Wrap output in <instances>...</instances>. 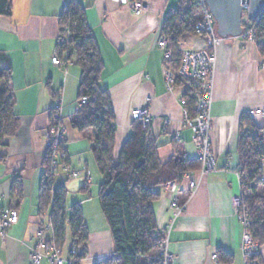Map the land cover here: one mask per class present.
Listing matches in <instances>:
<instances>
[{
	"label": "crops",
	"instance_id": "obj_1",
	"mask_svg": "<svg viewBox=\"0 0 264 264\" xmlns=\"http://www.w3.org/2000/svg\"><path fill=\"white\" fill-rule=\"evenodd\" d=\"M70 0H12L9 18L0 17V53L12 68L10 83L18 131L0 146V213L14 208L19 221L3 239L0 237V264H30L37 243L36 233L48 212L39 214V190L45 173L47 152L45 131L51 111L60 101L59 112L75 114L81 68L75 61L55 66L52 58L60 35V16ZM86 11L87 24L104 62L101 86L108 90L115 114L117 156L131 134L134 109H147L152 117L150 132L159 145V159L168 162L179 149L188 159L197 158L192 130L186 125L181 105L182 89L169 91L163 76V55L158 48L168 12L179 0H142L146 9L135 15L131 0H75ZM216 30L217 25H216ZM218 34V32H217ZM219 36V35H218ZM220 37V36H219ZM199 38L188 35L180 49H190ZM210 134L216 158L215 170L207 175L192 174L197 184L180 214L170 208L171 194L157 188L160 199L154 204L159 230H168L167 252L171 264H221L212 259L222 250L245 264L241 250L244 229L232 206L241 193L238 152L241 117L264 108V66L254 43L227 37L215 50L211 76ZM258 129L264 118L254 117ZM66 126L67 160L53 178L54 188L64 186L67 204L80 202L89 230L87 254L81 264L116 259L108 222L98 200L103 178L92 154L93 130L83 132ZM167 122V123H165ZM264 175V164H263ZM76 174V176H74ZM20 178L21 196L13 193ZM88 188V193L80 190ZM187 198V183L179 188V203ZM51 239V230L46 232ZM67 231L62 257L69 258ZM264 264V246L260 249ZM42 264H46L43 262Z\"/></svg>",
	"mask_w": 264,
	"mask_h": 264
},
{
	"label": "trees",
	"instance_id": "obj_2",
	"mask_svg": "<svg viewBox=\"0 0 264 264\" xmlns=\"http://www.w3.org/2000/svg\"><path fill=\"white\" fill-rule=\"evenodd\" d=\"M12 0H0V17L9 18ZM202 7L194 0H179V7L170 10L164 19L162 34L168 39L173 51L171 63L175 72V88L182 89L186 101L185 109L190 118L195 116L196 99L194 81L178 74L181 64V40L196 33L202 19ZM60 35L56 52L63 61H75L81 68L77 99L87 98L75 114L72 126L80 132L92 129L91 151L103 180L98 188V200L108 222L116 259H105L95 264H164L160 242L163 230L157 227L154 204L160 199L157 188L171 182H182L183 176L201 168L198 158L188 159L176 150L166 163L159 159V145L152 137L150 128L139 120L131 124V134L115 156L116 123L107 89L101 86L104 62L96 40L87 24L85 8L70 0L60 16ZM258 37L257 47L264 65V19L254 21ZM12 68L4 54L0 53V146L8 137L18 131V119L14 114L11 95ZM253 118L244 114L239 124L238 152L241 159L242 203L248 212L249 227L253 240L260 249L264 246V146L259 139ZM4 157L0 156V161ZM45 169L39 190V214L48 212L47 222L52 237L50 241L61 250L66 244L67 231L71 236V247L84 246L82 261L87 254L89 230L85 223L80 202L67 204L64 186L54 188V173L50 169V155L47 149L43 159ZM20 178L16 179L13 193L21 196ZM88 193V188L80 190ZM187 198L181 205L185 204ZM218 263L232 264L233 256L217 251ZM263 264L261 253L254 259Z\"/></svg>",
	"mask_w": 264,
	"mask_h": 264
},
{
	"label": "built area",
	"instance_id": "obj_3",
	"mask_svg": "<svg viewBox=\"0 0 264 264\" xmlns=\"http://www.w3.org/2000/svg\"><path fill=\"white\" fill-rule=\"evenodd\" d=\"M202 7V19L196 27L195 35L199 40L194 47L190 49H181V64L178 74L183 78H189L194 81L196 110L195 116L190 118L186 109V101L181 96V105L184 109V117L186 125L192 130V142L197 149V158L201 162V168L198 170L199 174L204 176L215 170L216 158L211 147V130L212 119L210 117L211 105V76L215 64V50L223 42V38L219 37L216 30V22L213 15L210 13L205 0H194ZM129 5L135 15H140L146 9V4L142 0H131ZM247 15L248 6H243ZM264 19V10L259 17ZM250 20L248 15L246 19L243 16L242 33L238 38L243 42L257 43L258 32L254 21ZM158 48L163 55V76L169 91L175 90V72L172 68L173 51L168 45V39L164 36L160 37ZM52 63L55 66H61L63 61L58 56L57 52L52 58ZM264 66V65H263ZM87 98H82L78 101L75 114L79 112ZM60 101H56L55 108L51 111L49 127L45 131L47 139V149L50 155V169L56 174L60 167L65 166L67 160V143L65 139L66 126L63 122L66 120L70 124L73 123L74 115L67 118L62 117L59 112ZM251 117L264 118V108L254 109L247 112ZM133 120H139L142 125L149 127L152 123V117L147 109H134L131 112ZM167 123V122H165ZM260 145L264 146V128L261 131ZM264 163V160H263ZM194 172L186 173L183 176L182 182H171L164 187L171 194L170 208L175 215L181 213L184 209V204L181 205L178 199L179 188L183 183H187V194L190 196L195 190L197 184L192 180ZM76 176V174H74ZM240 181L245 176L239 174ZM232 206L239 223L242 225L244 232L242 238L241 250L245 260V264H256L254 260L260 254V247L257 242L253 240L251 233L248 230L249 218L248 212L242 203V190L239 196L232 199ZM19 211L14 208L5 209L0 213V237L5 238L8 231L18 223ZM50 230V225L46 221H42L36 233L37 243L35 248L30 253V264H81L76 256L83 255L85 251L84 246L73 247L69 251V258L62 257V250L58 248L50 239L46 238L45 234ZM169 231L163 230L164 239L160 242V247L163 249L161 257L164 264H171L172 256L167 252ZM212 259L218 262L217 253L213 254Z\"/></svg>",
	"mask_w": 264,
	"mask_h": 264
},
{
	"label": "water",
	"instance_id": "obj_4",
	"mask_svg": "<svg viewBox=\"0 0 264 264\" xmlns=\"http://www.w3.org/2000/svg\"><path fill=\"white\" fill-rule=\"evenodd\" d=\"M217 25L221 38H237L242 33L244 5L249 8L247 15L256 20L264 10V0H205Z\"/></svg>",
	"mask_w": 264,
	"mask_h": 264
},
{
	"label": "rangeland",
	"instance_id": "obj_5",
	"mask_svg": "<svg viewBox=\"0 0 264 264\" xmlns=\"http://www.w3.org/2000/svg\"><path fill=\"white\" fill-rule=\"evenodd\" d=\"M243 16H244V19H246L247 15H246L245 12L243 13ZM192 47H194V45H193ZM263 189H264V184H262V185L260 186V189H259V190L262 191ZM64 249H65V247H64Z\"/></svg>",
	"mask_w": 264,
	"mask_h": 264
},
{
	"label": "bare ground",
	"instance_id": "obj_6",
	"mask_svg": "<svg viewBox=\"0 0 264 264\" xmlns=\"http://www.w3.org/2000/svg\"><path fill=\"white\" fill-rule=\"evenodd\" d=\"M252 118H253V117H252ZM263 128H264V127H263ZM263 128H262V129H263Z\"/></svg>",
	"mask_w": 264,
	"mask_h": 264
}]
</instances>
